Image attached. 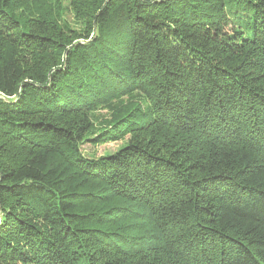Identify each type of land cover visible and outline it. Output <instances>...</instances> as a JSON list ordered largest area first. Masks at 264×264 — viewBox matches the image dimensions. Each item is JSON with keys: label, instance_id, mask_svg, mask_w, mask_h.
<instances>
[{"label": "trees", "instance_id": "trees-1", "mask_svg": "<svg viewBox=\"0 0 264 264\" xmlns=\"http://www.w3.org/2000/svg\"><path fill=\"white\" fill-rule=\"evenodd\" d=\"M27 1L0 0V264H264V0H69L83 35Z\"/></svg>", "mask_w": 264, "mask_h": 264}, {"label": "rangeland", "instance_id": "rangeland-1", "mask_svg": "<svg viewBox=\"0 0 264 264\" xmlns=\"http://www.w3.org/2000/svg\"><path fill=\"white\" fill-rule=\"evenodd\" d=\"M42 2V1H41ZM29 2L27 0H23V2L14 9L16 12H21L23 7L27 9V4ZM43 3L46 5L49 4L58 14V17L61 21L69 24L70 28L76 32L78 35H83L87 32L86 22L79 16L75 15L73 7L70 5L69 0H43ZM42 3V4H43ZM230 5H228L229 7ZM84 37L80 38V41L84 40ZM52 56V55H51ZM25 59L28 61V64L31 67L42 66L43 62L48 61L50 58L49 55H39L36 53H25ZM1 97V96H0ZM122 103L113 105L112 107H106L104 109L95 110L92 115V127L90 128L91 136L95 135L102 127H104L109 121H111L114 117L123 113V110L130 108L131 104L136 105L139 104L142 108H147V101L144 95L134 92L130 96H126L122 99ZM88 133V134H89ZM90 135V134H89ZM122 142H111L105 144H97L93 145L91 142H84L80 146V151L87 157H98L100 155H104L107 153H112L116 151Z\"/></svg>", "mask_w": 264, "mask_h": 264}]
</instances>
